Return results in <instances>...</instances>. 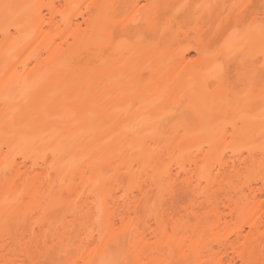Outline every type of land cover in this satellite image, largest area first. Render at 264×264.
<instances>
[{
    "label": "bare ground",
    "instance_id": "1",
    "mask_svg": "<svg viewBox=\"0 0 264 264\" xmlns=\"http://www.w3.org/2000/svg\"><path fill=\"white\" fill-rule=\"evenodd\" d=\"M175 1L0 0V264H264L263 95L205 117Z\"/></svg>",
    "mask_w": 264,
    "mask_h": 264
},
{
    "label": "rangeland",
    "instance_id": "2",
    "mask_svg": "<svg viewBox=\"0 0 264 264\" xmlns=\"http://www.w3.org/2000/svg\"><path fill=\"white\" fill-rule=\"evenodd\" d=\"M40 1L44 2L45 0ZM194 1H197L196 6L198 4L200 7L201 20L198 19V21H201V27H203L204 31L203 45L201 47L202 66L200 71L202 73L201 99L205 106V117L220 119L222 122H226L229 118H240L243 114L242 102L245 101L253 104L256 95L258 92H261L263 95V103L259 107L254 105L248 118L254 121L255 126L258 124H264V82L260 85L253 82L250 83L249 81V78L255 72L264 74V0ZM182 5H187V9L189 7L190 11H188V14L189 12H193L191 10L193 7L191 6L194 5H190L189 0H176L172 5L173 9L169 13L170 16L172 18H180V20L183 21L185 19L189 20L186 23L193 24V21L189 19V16L187 18L181 16L184 14L181 11L182 14H177L178 9ZM211 13L214 14L212 15ZM194 14L197 15L198 13ZM190 15L193 14L191 13ZM196 21L197 20L194 22ZM183 23L184 24L180 21L179 26L182 24L181 28L183 25H187L185 24V21ZM6 26L10 31H13L10 23H7ZM195 27L196 25L194 28ZM189 32L187 33L189 37L192 36V34H197H194L196 31H193L194 33L191 32L192 34L190 33L189 35ZM123 38V36L119 35V39ZM190 44H193V37L186 38L182 42V45L186 47ZM106 50H104V52H107ZM188 51L190 52V57H197V52L194 47H189ZM105 54L107 55L108 53ZM210 60H213L212 66H210ZM214 69L219 72H217L218 75L221 74L224 80L228 79L230 85L234 87L237 92L236 96H238L237 100L226 98L216 90L219 86L215 87L217 81L213 80L214 77L211 75L213 74L211 72L215 71ZM217 111H220L221 114H215ZM187 117L193 118V115L188 114ZM228 153L229 149H225L224 154L227 155ZM181 178H185L183 173ZM179 183L181 182L179 181ZM187 193L186 189H179L176 196L181 202ZM60 217V221L64 220V215L61 213ZM28 227V225L25 226L26 229H28ZM262 240L261 250L264 255V239ZM57 258L56 253L50 254V263L51 260H53L52 263L57 262ZM225 264H230L228 258L225 259Z\"/></svg>",
    "mask_w": 264,
    "mask_h": 264
}]
</instances>
